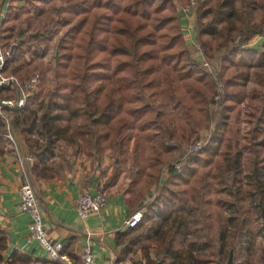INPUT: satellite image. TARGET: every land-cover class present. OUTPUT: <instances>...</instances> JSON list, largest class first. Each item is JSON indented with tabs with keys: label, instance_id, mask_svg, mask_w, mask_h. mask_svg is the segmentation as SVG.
Instances as JSON below:
<instances>
[{
	"label": "trees",
	"instance_id": "16d2710c",
	"mask_svg": "<svg viewBox=\"0 0 264 264\" xmlns=\"http://www.w3.org/2000/svg\"><path fill=\"white\" fill-rule=\"evenodd\" d=\"M39 1L25 0L21 8L6 9L0 24L3 41L13 36L18 16ZM63 1L68 27L55 45L56 86L38 103L29 97L23 109L7 112L12 132L24 137L33 157L28 170L35 177H51L46 162L55 146L81 142L97 157L107 150L115 155L112 183L130 153L135 166L130 172L132 200L138 203L154 190L142 220L127 231L147 264H205L208 252H200L209 248V235L202 233H211L223 207L230 209L232 229L219 232V249L226 250V257L236 246L244 252L259 229L254 219L264 217V136L259 135L264 105L260 125L243 145L235 140L229 121L245 99L243 85L251 69L264 65L263 52L245 48L254 36L264 43V0L199 3L198 42L207 58L221 52L225 94L214 111L215 78L190 58L180 28L177 4L187 0ZM52 24L22 38L31 60L46 44ZM18 68L22 65L9 69L7 64L9 73ZM259 79L264 87V77ZM201 128L207 131L204 148L189 155L180 170L168 166L162 179V168L176 148L199 138ZM4 130L0 119V133ZM4 146L0 136V155ZM155 219L164 226L158 235ZM6 249L7 235L0 227V264L32 261L17 250L4 259ZM150 249L155 259L149 257Z\"/></svg>",
	"mask_w": 264,
	"mask_h": 264
},
{
	"label": "crops",
	"instance_id": "0c3cea01",
	"mask_svg": "<svg viewBox=\"0 0 264 264\" xmlns=\"http://www.w3.org/2000/svg\"><path fill=\"white\" fill-rule=\"evenodd\" d=\"M180 6L177 4L185 38L190 32L186 25L192 28L194 17H184L180 13ZM258 45L256 43L251 47ZM15 138L21 153L31 155L24 137L18 134ZM59 153L61 160L58 159L57 152L47 159L46 163L52 173L49 178L35 177L28 170L33 160L27 164L28 177L40 201L44 227L51 241L63 244L60 259L50 260L38 242L27 240L29 219L19 208V188L23 182V174L18 166L16 153L5 141L4 151L0 155V227L7 235L4 259L17 250L32 258L30 264H79L82 248L87 242L86 232L91 231L94 233L89 241L94 255L93 264H147L138 243L130 241L124 221L133 210L147 204L153 189L136 203L131 197L132 189L125 183L128 179H124L123 171L115 181L109 183L113 168L109 150L95 162ZM100 182L104 184L107 195L104 208L80 220L75 211L77 198L82 193H94Z\"/></svg>",
	"mask_w": 264,
	"mask_h": 264
},
{
	"label": "rangeland",
	"instance_id": "374dc122",
	"mask_svg": "<svg viewBox=\"0 0 264 264\" xmlns=\"http://www.w3.org/2000/svg\"><path fill=\"white\" fill-rule=\"evenodd\" d=\"M24 1L25 0L15 1V3L11 4L10 7H13L14 9L21 8L24 5ZM188 1L189 0H187L186 2ZM196 1H197V5L196 8L193 10L194 22L191 29L192 31L190 30V32L188 33L189 36H186L185 38H184V28H183L184 26L181 24V20L179 17L180 28L182 31L186 48L188 50L190 58L193 61L200 63L201 66L206 70V72L210 76H212V74L208 72L209 68L215 71L217 75H219V77L222 79V81H224L221 75L222 73L221 65L220 62L218 61V56L221 54V52L219 54H215V56L212 58H207L203 53L200 43L198 42L197 32L195 30V18H196V11L199 7V3L202 0H196ZM2 2L3 0H0V4ZM67 17H68L67 4L63 0H46V1L42 0L39 2H35L29 9V12L18 16L15 22V26L12 30L13 36L6 41L4 40L6 44H14V47H16V44L18 45L15 56L8 61L9 69L11 67L17 68V66L22 65V68H18L16 71L10 72V74L20 76V74H23L25 71L30 72L35 69L42 71L44 74V79L42 81V85L39 91L33 96H31V98H34L35 103H38L43 99L46 90L52 89L54 88V86H56L55 78L53 85L51 83L52 81L51 75L53 78L55 60L57 56L55 45L58 39L64 34V31L68 27V23H66ZM50 21L56 24L51 25V34H49V36L45 38L46 44L40 47L41 49L40 53L39 54L35 53V55H33L34 59L31 60L32 57L29 53H27L26 51L27 46H24L25 43L23 39L25 38L26 35H34L38 31H40L43 27H48V23ZM259 38H260L259 36L252 37L247 42L245 48L253 49L256 46L251 47V45L253 44L256 45V43H259L257 48L260 52L264 53V43H262L263 38L260 39ZM249 42L252 43L251 45L249 44L250 46L248 45ZM7 72L9 73V71ZM45 73H47V75L49 74L50 78H48V76L45 75ZM260 76L264 77V65L262 67L251 69L249 78L245 81L243 85L244 90H246L245 99L239 105V111L235 116V118L229 121V126L232 128L235 135V140L238 142L239 145H243L249 140H251L252 131L254 127L260 125L257 122V119L259 115L262 113L263 105H264L263 104L264 87L259 79ZM0 98H1V94H0ZM262 127H263L262 131L259 134L261 137L264 136V125ZM202 128L200 129V131L202 130ZM187 143L188 142L185 141L181 144V146L176 148L169 162L165 166H163L162 171L167 170L168 166H170V164L173 163L181 155V151L185 146V144ZM54 152H57L58 159L61 157L59 152H61L62 154L68 153V155L71 156L74 155L76 158L80 160L89 159L93 162L98 161L101 158V156L97 157L94 154H90L81 142L78 145L60 142L55 146ZM129 154L130 153L124 155L126 163L123 172H124V179H128V181H125V183L129 184V187L131 188L132 183H131L130 172L132 170L134 171L135 166L133 165L132 158ZM114 156L115 155L113 153L111 152L109 153L110 162L112 164L114 162ZM150 203L151 202H147L145 207L148 208ZM230 215L231 212L228 207L221 208L220 212H218L215 215L211 233L208 234L207 231L204 229L203 231L204 233L202 234L207 235V237L209 235L207 240L208 241L207 246L209 248H207V250H201L202 252H200L203 255L207 254L208 252L207 255L208 260L206 261L205 264H218V263L226 262L228 258V256L226 257L227 252L225 249L223 250L219 249L217 236L220 231H226V233L228 234L230 229H232V222H229ZM263 222H264V217L260 216L257 219H254V223H257L259 225V229L254 230V239L252 242H250L247 245V248L244 252L240 253L238 250V246L233 248V252L237 256L236 259L233 258V264H264V229H261V225H263ZM154 225L156 227V235L160 234L164 230L163 223L158 222L157 219L154 220ZM194 237L196 238V236ZM195 242L198 241L195 239ZM149 257L151 259H155L154 252L151 249L149 250ZM198 259H200V256ZM200 263L202 262L200 261Z\"/></svg>",
	"mask_w": 264,
	"mask_h": 264
},
{
	"label": "built area",
	"instance_id": "2783aa9c",
	"mask_svg": "<svg viewBox=\"0 0 264 264\" xmlns=\"http://www.w3.org/2000/svg\"><path fill=\"white\" fill-rule=\"evenodd\" d=\"M15 1L22 0H3L0 13V24L5 16L6 9L15 3ZM197 1L189 0L184 5L180 6V13L184 17L193 16V10L196 8ZM186 28L191 30L189 25ZM246 46V45H245ZM50 47V46H49ZM14 45L9 47L3 41V34L0 29V93L8 92L10 96L0 98V119L5 122V130L0 133V136L10 145L11 149L16 153L18 166L23 174V182L19 188V208L28 216L29 222L27 227V240L38 242L46 251L50 260H58L61 257L60 252L63 250V244L59 241H51L46 228L42 221V213L40 208V201L36 196L31 180L27 173V164H29L33 157L28 154H22L15 135L9 125L8 111H19L24 108L26 99L36 94L44 79L42 71L35 69L23 74L14 75L7 73V64L14 54ZM50 50V49H49ZM51 51V50H50ZM215 78V92L211 99V110H216L225 94L224 82L217 77V73L211 68L208 69ZM47 75V73H45ZM48 78L49 74L47 75ZM51 83H54V76L51 75ZM48 84V83H47ZM207 137L206 129L200 132L199 138L194 139L183 147L181 155L170 164L173 168L180 170L185 162V159L191 155L201 151L205 146V138ZM167 170L163 171L162 179L166 176ZM107 200L106 189L103 183H98L94 193H82L76 200V215L80 220L88 218L90 215L100 212ZM146 211L145 205H141L133 210L125 219L124 225L126 228H133L140 223ZM93 232H86V244L83 246L80 255V264H93L94 255L90 246V239Z\"/></svg>",
	"mask_w": 264,
	"mask_h": 264
},
{
	"label": "water",
	"instance_id": "95a60500",
	"mask_svg": "<svg viewBox=\"0 0 264 264\" xmlns=\"http://www.w3.org/2000/svg\"><path fill=\"white\" fill-rule=\"evenodd\" d=\"M233 257H234V252L233 249L229 251L228 258L225 263H218V264H233ZM156 264H159L158 262Z\"/></svg>",
	"mask_w": 264,
	"mask_h": 264
}]
</instances>
